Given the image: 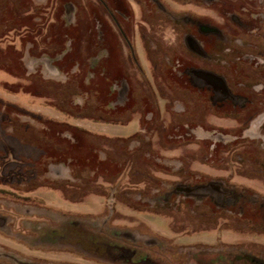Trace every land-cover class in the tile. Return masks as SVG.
Segmentation results:
<instances>
[{"label": "rangeland", "instance_id": "1", "mask_svg": "<svg viewBox=\"0 0 264 264\" xmlns=\"http://www.w3.org/2000/svg\"><path fill=\"white\" fill-rule=\"evenodd\" d=\"M256 1H249L251 11L257 10ZM138 4L136 0H0V98L3 99L0 101V129L5 125L1 120L4 113L34 126L24 124L15 129L11 128V123L8 124L6 131H12V138L9 139L0 132V264H123L107 262L102 258L106 253L115 254L117 250L95 241L103 235L99 226L93 224L90 229L92 236H96L91 243L84 238L85 228L89 226L83 222L75 230L62 228L68 226V223H61L66 221L64 219L76 220L77 214L70 211L64 218L59 215L58 209L93 212V218H100L97 214L103 210L104 202L114 206L116 211L108 219L109 225L116 230L135 228L151 238L148 242L150 250L141 248L137 253L144 256L145 251L152 261L140 264H258L246 258L233 259L235 251L244 255L250 252L264 259V210L254 202L264 196V129L259 125L263 121L258 123L255 120L264 116V25L252 32L257 23L251 21L246 30H239L218 18V10H212V5H187L198 12L217 16L234 40L231 46L227 45L223 58L218 61V70L226 75V79L212 71L203 74L217 79L226 87L227 81H240L245 69L254 68L257 72V67L253 66L257 62L262 68L257 76L251 71L256 79L254 82L261 83L252 94L256 107L247 112L250 115L248 119H240L239 116L234 117L229 108L223 112L213 108L209 102L200 101L201 104L191 100V95L187 93L190 91V86L186 84L188 78L181 69L184 65L195 63L196 60H191L193 58L180 55L178 59L179 52H167L165 47L161 52L159 47L153 46L157 52L149 59L139 58L142 68L138 72L137 63L130 57L120 31L106 17V9L117 18L134 45L140 46L141 43L137 31L139 27L152 37V44L161 40L174 41L177 36L182 41L185 31L192 33L185 27L172 29L166 25L160 30L149 25L143 17L147 12L144 3ZM239 6L236 0H221L216 7L223 15L227 9L235 10ZM53 8L56 11L54 20ZM205 42L204 49L208 45ZM255 45L260 49L256 50ZM102 47L105 48L103 55L98 52ZM251 51H259L255 53L259 57H246L245 54ZM48 52L52 56L47 61L56 66L57 71L41 73L39 80L33 77V73L27 75L25 66L37 68L40 58L36 56L47 55ZM120 76H126L131 87L132 84L136 87L139 82L140 89L134 87L138 93H130V103L139 104L141 133H146L149 126L155 130L149 138L150 142L142 138L141 145L134 151V158L126 152L124 154L121 148L131 150L136 142L127 145L115 138L116 143L111 140L107 146L99 141L102 140L100 136L92 135L94 144L88 145L80 132L83 127L92 125L87 117L101 118L94 109L90 111L89 101L95 107L104 106L103 103L112 98L109 94L106 96L110 85L117 82ZM201 77L204 81L208 80L203 75ZM209 80L215 82L214 79ZM150 89L154 95H150ZM170 94L172 98H169ZM152 99H155L156 106L148 121L145 116L152 109ZM182 100L194 103L195 114L199 115L196 124L200 126L201 134L181 136L183 113L177 115L179 112L172 107L176 103L177 109L182 107ZM41 114L46 120L45 128L32 118ZM135 115L131 119L136 120L138 115ZM47 119H59L63 125L53 126V122ZM123 120L128 122L126 117ZM64 121L76 126L68 127ZM216 128L236 130L240 142L235 144L232 137L226 140L231 142L228 144L218 143L215 137L209 139L208 134L212 132L207 130ZM56 129L72 130L78 137L77 143L70 145L56 135ZM247 131H253L254 135ZM255 134L261 135L256 138ZM95 145L106 146L107 151L115 156V161L121 160L124 155L126 161L135 160L137 165L130 171L125 167L123 173H118L109 163L105 168L97 162L99 150ZM60 160L67 164L63 162L55 166ZM50 161L56 163L50 166L57 167L56 173L63 170L62 165L68 172H72L67 170L68 166L88 168V174L93 179L89 186L91 190L85 192L81 189L80 192L77 187L53 180L56 177L54 169L49 170L50 173L46 170ZM139 168L141 171L137 170ZM104 171L108 172V178L120 177V184H103ZM202 180H208L210 185L175 189L177 182L185 185ZM213 187L231 189L232 194L236 193L238 205L242 204L243 208L237 203L220 208L213 203L218 215L212 217L213 207L209 201L203 204L199 200V206L196 204L195 207L191 204L193 198H183V191L200 195L201 192H212ZM113 188L123 192L114 201L109 194ZM169 188L173 193L170 197L167 194ZM68 197L85 201L75 205L66 202ZM165 198L169 199L166 203ZM249 198L254 199L253 202ZM154 199L155 204L152 203ZM182 201L187 203V207ZM192 207L212 217V225L205 228L209 232L203 229L205 232L185 235L192 230H200L193 218L185 215V210ZM145 208L155 213L141 211ZM48 209L52 213H48ZM216 231L225 241L217 248L172 246L170 249L171 241L181 245L216 242L219 238ZM44 240L51 243H44ZM96 243L100 246H95L98 245ZM126 246L130 245L126 243ZM236 246L241 249H233ZM89 247L92 249L89 250ZM103 252L104 256L100 254ZM169 254L172 258L168 257Z\"/></svg>", "mask_w": 264, "mask_h": 264}, {"label": "flooded vegetation", "instance_id": "2", "mask_svg": "<svg viewBox=\"0 0 264 264\" xmlns=\"http://www.w3.org/2000/svg\"><path fill=\"white\" fill-rule=\"evenodd\" d=\"M136 1H138L139 6L140 4L144 3V6L146 7L145 10L147 12L145 13L146 15L145 14L143 15V17L145 16L144 17L145 20L147 22L149 21V25L156 26L160 30L163 26H166V25L171 26L172 29H174V27H181V28L185 27L187 29H191V32H192L190 33V32L185 31L184 39H182V41H181L180 36H177L176 39H174V41L161 40L160 42L157 41V42H153L155 44H152L150 41L152 37L150 35H147L145 32H143V30H141V28L139 27L137 31H138V35L141 40V43H140V46L134 45L132 41L130 40V38L128 37V34L126 33V31H124V29H122V27L119 25L120 22L117 20V18L114 15H112L109 12V10L105 8L106 15H107L106 17L109 18L113 23H115L116 27L120 31V34L127 46V50H128V53L130 54V57L133 59L135 63H137L136 69L138 70V72L140 73V70L142 68V66L139 64V58L144 57L145 59H149L151 56H153V54L157 52L155 49L153 50L152 48L153 46L155 48L159 47L161 52L163 51L162 47H165V50H167V52H171L172 50H175L179 52V54L177 55L178 59H179V56L181 55L183 57L188 56V58H193L191 59L193 61L196 60L195 63L189 64L188 66L184 65V67H182L181 69V71H183L186 74V77L188 78V81H186V84L190 86L189 87L190 91L187 93L191 95V100H194L198 103H201L200 101L209 102V104L212 105L213 108L219 111H223V112L225 111V109L229 108L230 111L232 112L231 114L234 117L239 116L240 119L242 118L248 119V116L250 117V115H247L248 114L247 112H249L252 108L254 109L256 107V104L252 99V94L257 91L256 87H258V85H261V83L259 84L257 82L255 83L254 81L256 79H254L255 77L251 75V71L253 73L254 72L256 73L255 76H257V74H260L258 71L261 72L262 68L259 67L260 65H258V62L255 65H253L257 67V72L254 71V68L249 67L250 69H245V72L243 73V76L241 77L240 81H237V82L227 81V84H226L227 88L224 87V85L221 82H219L217 79L211 78L210 76H208V74L210 71H212L214 72L213 74H218L219 76H223V78L226 79V75L223 74V72H220L218 70L219 69L218 61H221V58H223V53L224 51L226 52L227 45L231 46L232 45L231 43L234 42V40L231 37L232 35L225 31L224 27H222L221 25V22L216 17L217 16L218 18L221 17L224 21H227L229 25L238 27L239 30H242V29L246 30L245 28L251 25L250 24L251 21H255L257 24L255 28L251 29L252 32H254L256 29L258 30L260 27L264 25L263 24L264 23V2H263L264 0L256 1L255 3L256 4L255 8H257L256 11H251V9L249 8L250 0H236V3L239 4L240 6L236 8L235 10L227 9L223 15L222 13H220L219 9L216 7L219 5L221 0H136ZM172 2L175 3L176 5L174 6ZM199 4H202V6L212 5L213 7L211 8L212 10L214 11L218 10L217 16L214 17L213 15H210L208 13L198 12L190 7H187V5H195L197 7ZM54 10L55 9L53 8V13H52L53 20H54V15L56 13V11L54 12ZM124 16L125 14L123 15V17ZM145 20H143L144 24H145L144 22ZM102 40L104 41V37H102ZM203 41L204 42L206 41L205 43H208L205 49L203 47ZM163 43H165L164 46H162ZM245 44L247 45L248 43L245 42ZM255 48L256 50L260 49L258 45H255ZM98 52H100L103 55V53L105 52V48L104 47L100 48ZM257 52L251 51L249 53H246L245 55L246 57L250 56V58H253L255 56L259 57V55L257 54L255 55V53ZM50 54L51 53L48 52L47 55L42 54L41 56H36L37 58H40V64H39L40 66H38V64H37L38 66L37 68L36 66H29V67L25 66L26 74L30 75L33 73L34 74L33 77L39 80L42 77L40 76L41 73L45 72V73L52 74L54 70L56 72L58 68H56V66H54L52 63L47 61L50 58V56H52ZM166 58L168 59V57ZM181 60L183 61V59ZM203 73H208V74H203ZM202 75L205 76L206 79L208 80L204 81L203 77H201ZM209 79H214L215 82ZM146 84L149 85V83H146ZM136 85L137 86L135 87V85L132 84V87H131V84L127 80V77L120 76V79L117 82L112 83L110 85L106 96L109 94L112 96V98H108V100L105 103H103L104 106L95 107L93 102L89 101L88 107L90 108V111L94 109V111L98 112V115H100L101 118L99 120H95V119H92V117L91 118L87 117L86 119L92 125L90 127H87V126L83 127V130H80V132L83 133V138L88 143V145L94 144L92 142L93 139L91 141L92 135L100 136L102 140H99V141L105 142L107 146H109V144L111 143V140L115 144L116 143L114 141L115 138H117L118 141H123V142L125 141L127 145L132 142H136L137 145L134 146L133 149L131 150L129 149L126 150V149L121 148L124 154L126 152L128 153V155H132L134 158V155H135L134 151L136 150V147H139L141 145L142 141L144 140L143 137L147 138L146 140L149 141L151 134L155 130H153L152 127L149 126V129L146 131V133H143V134L141 133L142 130H141V126L139 125L140 124L139 104L133 103L131 105L130 103V99H131L130 93H133V92L138 93L137 89H140L139 82H137ZM134 87L137 89H135ZM149 92H150V95H154V92L152 91V89H150ZM172 97L173 96H171L170 94L169 98H172ZM2 100L3 99L0 98L1 102ZM152 102H153L151 105L152 109L151 111L147 112L145 116V119H147L148 121L151 120V114L153 115V110L156 106L155 99H152ZM176 104L172 107V109L176 112H179L177 115H180L181 112L183 113L182 128H181L182 135L181 136L190 137V136H194L195 134H201L202 131L199 128L200 126L196 124L199 121V118H198L199 115L195 114L196 108H194V103L190 104V103H187L186 100L185 102L184 100H182L181 102L182 107L178 109L175 107ZM136 113L138 115L136 120L131 119V117L135 115ZM4 114H5L4 118L1 120L5 122V125L1 126L0 132L5 136V138H8V139L9 137L12 138V136L10 135L12 131L8 132L5 129L6 126H8V124L10 125V123H11L10 125L11 128L15 127V129H18L20 126L24 124L34 127L28 122L24 123V121L14 118V116H11L10 113L9 114L4 113ZM125 117L128 119V122L126 123L123 120ZM32 118L36 119L37 122L43 125L41 128H45L44 124L46 120L44 118V115L42 114L34 115ZM255 120H257L258 123H261L263 121L259 125L260 127L264 129V124H263L264 116H261V117L259 116L258 118L256 117ZM47 121L53 122V126L63 125V122H61L59 119H50V120L47 119ZM64 122L66 123L64 125L68 127L76 126L75 124L68 123L69 121H64ZM101 125H103L104 127H102ZM207 131L212 132L211 134L207 133L209 139H211L210 137H215L218 143H223V144L231 143V142L226 141L227 139L231 137L234 138L233 141L235 142V144H238L240 142L239 140H237L239 136H237L236 130L230 129V131H225V130L222 131L216 128L211 131L210 130H207ZM247 133L253 134V131H247ZM261 134H255V137L259 138ZM56 135H58V137L60 136L63 140H67V142L72 146L76 144L78 140L77 135L70 129H63V130L56 129ZM95 147H96V150L97 149L99 150L97 152L98 154L97 162H99L100 164H103L105 168L107 164L109 163L113 165V167L119 171L118 173H123V170L125 169V167H128V171H130L132 167L134 168V166L137 165L135 163V160L131 161L128 159L126 161L123 157L124 155L121 156V160L115 161V156H113L110 152L107 151L106 146H103V145L96 146L95 145ZM63 162L67 164L66 161L64 160L58 161L57 164L53 161H50L49 163H47L49 165V168L47 166L46 170L50 173L49 170L53 171L54 169L56 173L57 167L55 168V167H50V166L55 165V164H56L55 166H57L58 164H62ZM61 168L63 170L60 171L59 173H56L55 175L56 177L52 178L53 180H57L58 182H61L63 185L77 187V189H79L78 191L82 189V191L86 192L90 189L89 186L91 184L90 182L92 178H91V175L88 174V171H87L88 168L83 169L82 167L80 168L75 167L74 169L68 166L67 170H72V172L66 171V167H64L63 165L61 166ZM137 170L141 171L140 168ZM104 172H105L104 173L105 178H103L104 179L102 182L103 184H108L111 186H116L120 184V179H121L120 177L108 178V172L107 171H104ZM69 174H71V176ZM208 183H209L208 180H202V181H198V182L190 183V184L184 183L185 185H182L180 182H177L176 183L177 186L175 189L181 190L180 187L182 186H194V185H205V184L209 186L210 184ZM115 190L116 189L113 188L109 192V194H111V197H112L111 200L113 201L115 200L116 196L121 197L123 193L121 192L122 190L120 191L116 190L117 194H115ZM167 194H169L168 195L169 197L172 196L173 194L172 188L168 189ZM182 194L184 195L183 198L185 200L186 199L188 200L189 198L191 200L193 198L194 200L192 199L193 203L191 204L194 205L195 207L198 205L197 203L199 202V200L200 202H203V204H204V201H209V204L213 207L212 215H211L212 217L213 215L215 216L218 215L217 209L213 203H215L220 208L226 205L228 206L232 205L233 203L234 204L237 203L238 205V202H239V200L235 197L236 193L232 194V190L226 189L225 187H222V189L214 188L212 192H206V193L201 192L200 195L190 194L189 191L188 193L183 191ZM239 195L243 196L241 192H239ZM154 200L152 203L155 204L156 199ZM168 200H169L168 198H165L164 202L166 203L168 202ZM249 200H251V198H249ZM253 200L251 201L253 202ZM83 201L85 200L71 199L68 197L66 202L76 205ZM254 202L259 203V206L262 208V210H264V196H262V198L259 200H255ZM181 203H183V206L187 205V203H185L184 201H182ZM147 206H149L150 209L151 208L153 209L151 205H147ZM238 206L242 207V204H239ZM138 207H139V204H138ZM193 207L185 210V215L187 217L189 216L192 217L193 222L196 223V226L200 227L198 228L200 230H192L193 232H190L185 235H189L191 233H196V232H202L204 230L207 231L205 228L212 225L211 216L205 214V212L202 213L201 211L198 210V208L194 209ZM63 209L64 210L58 209L59 215H61L62 217L66 218L69 215L70 211L74 212V214H77V216H76V220L67 218V219H64L66 221H63V222L60 221L62 224L68 223V226H62V228L69 227L75 230L79 227L78 225H80V222H83V224L89 226L85 228V231L83 233V234H86V237L84 238L86 239L87 243H89L90 241L92 242L93 240H95L93 237H96L94 235L92 236L93 233L90 231L93 224L95 226H99L98 229L99 231H101L100 234L103 233V235L101 238L96 239L95 241H98L102 246L104 245V246H107V248L110 247V248H115L117 250L115 254L113 253L109 254L112 256H109L107 253L105 254V252L100 253V254H103V256L105 254V257H102L105 261L123 262V264H140V263H143L144 261H149V262L152 261L150 259L151 258L150 255L146 254L145 251H144V256L143 254L140 255L137 253V252H140L138 250L141 248L143 250H150L149 248H151V246L149 245L150 243L148 242H151V238L147 237L144 233H141L139 231L137 232L135 228L133 230L131 229L126 230V229H121V228L116 230L115 227L107 223L111 214H114L116 212L114 210V206H109L108 203L106 204L104 202L103 210L97 214L99 215L97 217H100V218H96V217L93 218V212L84 213L80 211H75L74 209H70V208L69 209L63 208ZM48 211H49L48 213H52L51 209H48ZM55 211L56 210H53V212ZM141 211H144L146 213H155L153 210H147L146 208L144 210L142 209ZM205 216H208V217H205ZM69 220H72V221L69 222ZM70 223L71 225H69ZM38 227L40 228V226ZM216 232L219 233V238L217 239L216 242H211V243L210 242H206V243L197 242V243L181 245V244L175 243L174 241H171L170 249L172 246L173 247L183 246L184 248L192 247V248H197V249H203L205 247H210L212 249L217 248V245H223L224 244L223 242L225 241H222L220 232L218 231ZM46 242L51 243L50 241L44 240V243ZM126 243H128V245L130 246H126ZM154 243L157 244V241H155ZM95 246L98 247L100 245L98 244ZM234 248L237 249L239 247L236 246V247H233V249ZM88 249L91 250L92 248L89 247ZM239 249H241V247ZM126 251L129 252V254L126 253ZM233 256H234L233 259L238 258V259L244 260V258H246L245 260L249 259V261H252V262L255 261L258 264L259 263L264 264L263 258L260 259L259 257L252 255V253L250 252H248L247 255L246 254L244 255L243 252L235 251ZM168 257L172 258L170 254L168 255ZM58 264H63V263H58Z\"/></svg>", "mask_w": 264, "mask_h": 264}]
</instances>
